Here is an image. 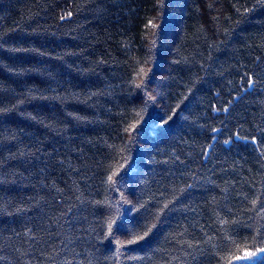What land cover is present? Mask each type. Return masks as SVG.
Instances as JSON below:
<instances>
[{"label": "trees", "instance_id": "16d2710c", "mask_svg": "<svg viewBox=\"0 0 264 264\" xmlns=\"http://www.w3.org/2000/svg\"><path fill=\"white\" fill-rule=\"evenodd\" d=\"M262 235L264 0H0V264H264Z\"/></svg>", "mask_w": 264, "mask_h": 264}, {"label": "snow or ice", "instance_id": "6c2138e0", "mask_svg": "<svg viewBox=\"0 0 264 264\" xmlns=\"http://www.w3.org/2000/svg\"><path fill=\"white\" fill-rule=\"evenodd\" d=\"M153 27H155V25H152ZM141 72H143V69H141ZM249 84L251 85V80L249 81ZM172 117H168L167 120L164 119V117H161V120L164 122V123H167L168 120H170ZM111 179V178H109ZM131 211V210H130ZM117 227L119 228L120 225L118 224ZM125 229L127 230V226H125ZM145 235H147V233H145ZM137 239H141L140 237H138ZM261 239H264V235L261 236ZM130 242H134V241H130ZM261 251H264V249H261Z\"/></svg>", "mask_w": 264, "mask_h": 264}]
</instances>
